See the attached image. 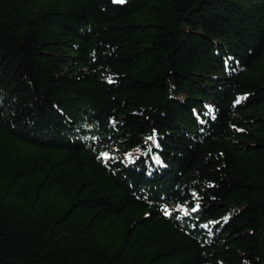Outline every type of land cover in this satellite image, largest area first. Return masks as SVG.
<instances>
[{
    "label": "trees",
    "instance_id": "obj_1",
    "mask_svg": "<svg viewBox=\"0 0 264 264\" xmlns=\"http://www.w3.org/2000/svg\"><path fill=\"white\" fill-rule=\"evenodd\" d=\"M0 264H264V0H0Z\"/></svg>",
    "mask_w": 264,
    "mask_h": 264
},
{
    "label": "snow or ice",
    "instance_id": "obj_2",
    "mask_svg": "<svg viewBox=\"0 0 264 264\" xmlns=\"http://www.w3.org/2000/svg\"><path fill=\"white\" fill-rule=\"evenodd\" d=\"M114 2H116V3H124L125 0H114Z\"/></svg>",
    "mask_w": 264,
    "mask_h": 264
}]
</instances>
